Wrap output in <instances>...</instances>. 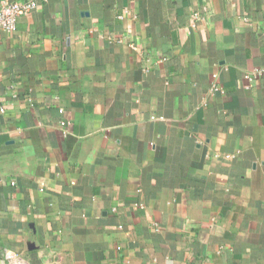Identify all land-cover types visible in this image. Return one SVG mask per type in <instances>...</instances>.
I'll return each instance as SVG.
<instances>
[{
    "label": "crops",
    "instance_id": "0c3cea01",
    "mask_svg": "<svg viewBox=\"0 0 264 264\" xmlns=\"http://www.w3.org/2000/svg\"><path fill=\"white\" fill-rule=\"evenodd\" d=\"M34 1L0 31V264H264V0Z\"/></svg>",
    "mask_w": 264,
    "mask_h": 264
},
{
    "label": "built area",
    "instance_id": "2783aa9c",
    "mask_svg": "<svg viewBox=\"0 0 264 264\" xmlns=\"http://www.w3.org/2000/svg\"><path fill=\"white\" fill-rule=\"evenodd\" d=\"M38 4L34 0H1L0 1V31H14L18 26L20 17L27 15ZM1 111H4L2 108ZM6 258L12 263H24V261L17 257L10 251H6Z\"/></svg>",
    "mask_w": 264,
    "mask_h": 264
}]
</instances>
